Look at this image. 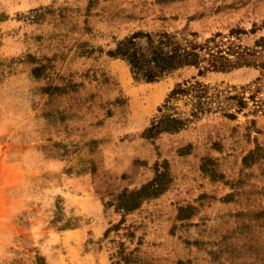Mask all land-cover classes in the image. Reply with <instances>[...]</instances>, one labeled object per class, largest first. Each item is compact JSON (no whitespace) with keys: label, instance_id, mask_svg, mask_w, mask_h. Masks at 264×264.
<instances>
[{"label":"rangeland","instance_id":"obj_1","mask_svg":"<svg viewBox=\"0 0 264 264\" xmlns=\"http://www.w3.org/2000/svg\"><path fill=\"white\" fill-rule=\"evenodd\" d=\"M163 30L237 33L246 65L199 78L236 118L147 131L197 70L109 51ZM0 264H264V0H0Z\"/></svg>","mask_w":264,"mask_h":264},{"label":"trees","instance_id":"obj_2","mask_svg":"<svg viewBox=\"0 0 264 264\" xmlns=\"http://www.w3.org/2000/svg\"><path fill=\"white\" fill-rule=\"evenodd\" d=\"M234 33H215L201 41L194 31L163 30L135 32L117 40L109 55L125 61L135 80L154 82L184 69L197 70L196 75L176 82L169 90L152 117L148 132L152 135L175 133L191 122L217 112L230 119L236 118L239 108L244 106V99L237 93L228 92L230 86L224 88L199 79L208 72L246 65L243 55L247 52L235 50L239 46L230 39ZM226 104L235 106V110H226Z\"/></svg>","mask_w":264,"mask_h":264}]
</instances>
